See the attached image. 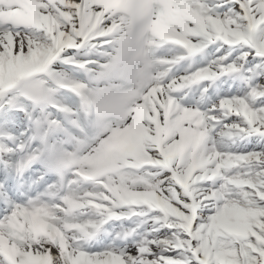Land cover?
Wrapping results in <instances>:
<instances>
[{"label":"snow or ice","instance_id":"obj_1","mask_svg":"<svg viewBox=\"0 0 264 264\" xmlns=\"http://www.w3.org/2000/svg\"><path fill=\"white\" fill-rule=\"evenodd\" d=\"M0 264H264V0H0Z\"/></svg>","mask_w":264,"mask_h":264}]
</instances>
